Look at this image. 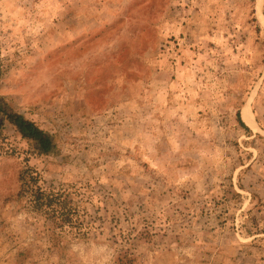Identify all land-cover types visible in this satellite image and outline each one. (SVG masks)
Listing matches in <instances>:
<instances>
[{
	"label": "rangeland",
	"instance_id": "obj_1",
	"mask_svg": "<svg viewBox=\"0 0 264 264\" xmlns=\"http://www.w3.org/2000/svg\"><path fill=\"white\" fill-rule=\"evenodd\" d=\"M0 98L55 141L0 126V264H264V0H0ZM27 165L87 235L48 247Z\"/></svg>",
	"mask_w": 264,
	"mask_h": 264
},
{
	"label": "trees",
	"instance_id": "obj_2",
	"mask_svg": "<svg viewBox=\"0 0 264 264\" xmlns=\"http://www.w3.org/2000/svg\"><path fill=\"white\" fill-rule=\"evenodd\" d=\"M0 126L3 121L11 125L19 136L31 146V152L35 155L51 154L55 150L53 136L36 125L32 120L25 118L22 114L10 109L0 98ZM242 126L248 128L238 115ZM19 190L17 197L32 211L38 212L43 218V231L46 234L48 247L56 248L61 246V239L64 235L73 234L87 235L92 225L86 221L79 212V202L84 193L72 189V185L59 187H45L41 183L39 173L27 165L19 172ZM72 195L77 198L74 199ZM127 252L123 253L128 257ZM126 257V261L129 260ZM120 259V260H121ZM118 264H125L119 262Z\"/></svg>",
	"mask_w": 264,
	"mask_h": 264
},
{
	"label": "bare ground",
	"instance_id": "obj_3",
	"mask_svg": "<svg viewBox=\"0 0 264 264\" xmlns=\"http://www.w3.org/2000/svg\"><path fill=\"white\" fill-rule=\"evenodd\" d=\"M242 119L248 126H254L253 114L247 106L242 109Z\"/></svg>",
	"mask_w": 264,
	"mask_h": 264
}]
</instances>
